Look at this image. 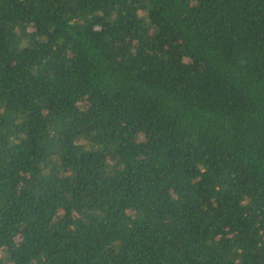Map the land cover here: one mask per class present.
<instances>
[{"label": "trees", "instance_id": "16d2710c", "mask_svg": "<svg viewBox=\"0 0 264 264\" xmlns=\"http://www.w3.org/2000/svg\"><path fill=\"white\" fill-rule=\"evenodd\" d=\"M0 264H264V0H0Z\"/></svg>", "mask_w": 264, "mask_h": 264}]
</instances>
